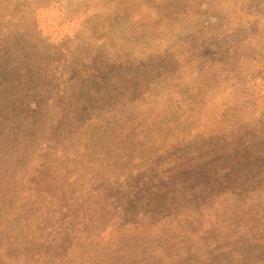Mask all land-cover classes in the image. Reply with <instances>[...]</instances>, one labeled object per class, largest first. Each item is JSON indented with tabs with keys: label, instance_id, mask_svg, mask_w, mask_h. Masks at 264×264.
Listing matches in <instances>:
<instances>
[{
	"label": "rangeland",
	"instance_id": "obj_1",
	"mask_svg": "<svg viewBox=\"0 0 264 264\" xmlns=\"http://www.w3.org/2000/svg\"><path fill=\"white\" fill-rule=\"evenodd\" d=\"M2 112L0 264H264V0H0Z\"/></svg>",
	"mask_w": 264,
	"mask_h": 264
},
{
	"label": "trees",
	"instance_id": "obj_2",
	"mask_svg": "<svg viewBox=\"0 0 264 264\" xmlns=\"http://www.w3.org/2000/svg\"><path fill=\"white\" fill-rule=\"evenodd\" d=\"M5 116H6V114L4 112L0 113V128L2 127V125L5 124L6 120L10 121L11 123L14 122V121H12L13 119L11 118L12 117L11 115L10 116L7 115V118ZM26 119H29V116H27ZM21 125H23L25 127L27 125V123H25V122L23 123L21 121Z\"/></svg>",
	"mask_w": 264,
	"mask_h": 264
}]
</instances>
